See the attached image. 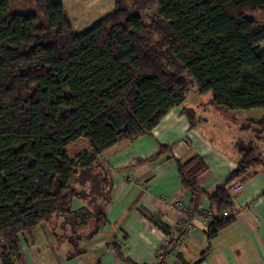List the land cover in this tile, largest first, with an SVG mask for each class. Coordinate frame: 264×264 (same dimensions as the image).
Listing matches in <instances>:
<instances>
[{"label":"trees","instance_id":"obj_1","mask_svg":"<svg viewBox=\"0 0 264 264\" xmlns=\"http://www.w3.org/2000/svg\"><path fill=\"white\" fill-rule=\"evenodd\" d=\"M10 1L0 0V264H28L23 234L55 216L78 217L80 227L94 219L97 233L101 210H71L94 186L74 183L90 177L107 148L150 134L191 84L217 108H264V0H114L112 12L78 33L61 1L31 0L35 8L24 12ZM254 124L260 140L264 119ZM80 138L89 148L69 157L66 147ZM237 147V167L207 196L208 241L234 221L221 214L233 205L228 183L264 168L256 145ZM166 150L161 144L146 161ZM176 161L182 189L198 193L203 159Z\"/></svg>","mask_w":264,"mask_h":264},{"label":"crops","instance_id":"obj_2","mask_svg":"<svg viewBox=\"0 0 264 264\" xmlns=\"http://www.w3.org/2000/svg\"><path fill=\"white\" fill-rule=\"evenodd\" d=\"M184 101L169 109L150 134L119 141L93 163L91 170L100 169V174L92 178L90 174L82 185L86 191L94 186L96 193L74 198L71 210H101L105 216L101 229L85 232L94 219L80 227L78 217L66 215L40 222L21 238L28 264H149L164 243V233L182 221L176 201L203 214L193 219V233L181 240L178 260L163 264H194L199 258V264H264L263 167H251L228 183L233 205L226 210L234 221L209 241L205 233L211 210L208 193L237 167L238 142H252L264 157V132L260 140L251 133L254 121L264 119V108L227 111L211 99L207 105L199 98L195 103L202 108L197 113ZM183 109L192 113L191 122ZM161 144L167 146L165 153L146 161ZM193 155L207 165L197 179L196 194L180 186L176 161Z\"/></svg>","mask_w":264,"mask_h":264},{"label":"rangeland","instance_id":"obj_3","mask_svg":"<svg viewBox=\"0 0 264 264\" xmlns=\"http://www.w3.org/2000/svg\"><path fill=\"white\" fill-rule=\"evenodd\" d=\"M33 2L31 0L27 2L26 0H11L10 8L12 12L31 11L35 8ZM63 5L68 18L71 21L73 32L78 33L92 25L94 22L98 21L106 14L112 12L114 9V0H63ZM256 17L258 16L256 15ZM195 88L196 87L194 86V84L190 85L189 91L186 95V100L184 101V105L185 107L192 108L194 111H197V113H201L200 110L198 112L197 108H202V105L195 102L200 98L203 103L207 104L209 99H211V95L210 93L200 95L196 92ZM192 97L194 98V100L191 101ZM198 124L202 125V123ZM221 130L224 131L225 128H221ZM223 133H226V131H224ZM85 145L86 148L89 147L87 141L84 138H80L75 143L68 145L66 147L68 156L72 157L73 155H76L80 151L84 150ZM98 172L100 174V169L90 170L91 175H94ZM74 184L77 189H82L84 191H86L87 189L82 184H80V182ZM99 199H101V197H99ZM89 226L90 227L86 229L85 232L90 231L91 228L94 227V222H92V226L91 224ZM84 234L85 233H83L82 235Z\"/></svg>","mask_w":264,"mask_h":264},{"label":"built area","instance_id":"obj_4","mask_svg":"<svg viewBox=\"0 0 264 264\" xmlns=\"http://www.w3.org/2000/svg\"><path fill=\"white\" fill-rule=\"evenodd\" d=\"M175 205L182 216V221L175 226L173 225L168 233H164V243L159 249H157L154 258L149 264H163L166 261H177L178 246L181 240L193 233V219L203 214V212L185 207L179 201H176ZM221 214L226 216L228 212L227 210H223Z\"/></svg>","mask_w":264,"mask_h":264}]
</instances>
